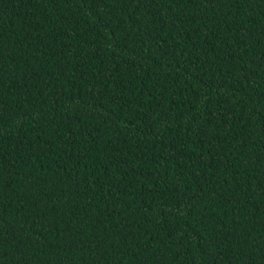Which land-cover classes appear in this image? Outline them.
<instances>
[{
    "label": "trees",
    "instance_id": "trees-1",
    "mask_svg": "<svg viewBox=\"0 0 264 264\" xmlns=\"http://www.w3.org/2000/svg\"><path fill=\"white\" fill-rule=\"evenodd\" d=\"M0 264H264V0H0Z\"/></svg>",
    "mask_w": 264,
    "mask_h": 264
}]
</instances>
